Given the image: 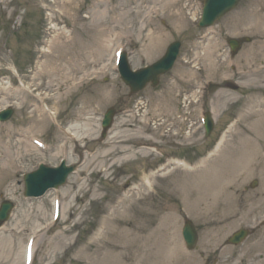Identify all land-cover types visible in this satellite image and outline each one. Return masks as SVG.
<instances>
[{
    "label": "rangeland",
    "instance_id": "rangeland-1",
    "mask_svg": "<svg viewBox=\"0 0 264 264\" xmlns=\"http://www.w3.org/2000/svg\"><path fill=\"white\" fill-rule=\"evenodd\" d=\"M130 2L139 14H125ZM202 4L203 0H0V111L14 110L8 121H0V134L8 127L30 122L40 125L39 117L30 112L29 99L33 97L21 80L31 92L49 98H45L46 104L54 107L57 117L54 121L46 112L45 130L39 132L43 125L35 129L37 135L44 133L40 140L51 145L49 150L19 133L16 137L23 139L24 147L20 148L18 168L0 163V204L4 200L15 203L0 233L7 239L10 233L5 230L19 233L32 223L33 229L40 225V235L50 231L41 247L56 234L69 243L65 250L56 249L48 255L47 251L37 252L32 261L23 263V256L16 262L20 243L7 242L10 248H0V264H264V161L251 175L241 170L235 173L236 182L229 185L225 201L210 214L200 213L203 205L196 209L200 194L186 199L181 182L185 173L167 172L175 158L197 167L221 137L230 138L233 124L238 125L237 134L251 138H255L252 123L260 113L263 125L264 29L259 20L263 23L264 0H243L214 26L220 34L219 43L220 39L210 36L199 40L205 31H199L194 21L201 16ZM115 7L119 8L117 14ZM100 33L116 40L106 46L99 61V50L104 48L96 49L94 44ZM230 37L251 40L233 61L226 43ZM175 40L183 46L173 70L157 87L150 84L132 94L118 74L119 52L126 50L132 66L139 68L159 60ZM150 42L152 46H148ZM73 53L81 54L80 58L75 59ZM58 54L60 60L71 55L76 61L73 80L54 82L52 87L46 85L51 81L48 73L33 80L39 65ZM225 78L237 83L239 90L224 88ZM32 81L40 87H31ZM206 81H214L220 88L207 92L215 122L209 137L199 124L192 125L193 115L200 120L199 108L193 104V110L187 104L196 93L187 99L183 95ZM40 105L44 107V103ZM113 107L118 113L103 137L102 117ZM250 110L260 113L251 119ZM61 124L67 130L72 127L71 135L60 132ZM114 140L134 147L133 160L103 172L89 166L93 154ZM256 140L263 143L260 136ZM63 144L67 148L58 154V146ZM149 144L152 156L140 154L142 149H150ZM232 146L227 144L223 157L213 161L217 167L229 158ZM232 157L238 160L239 153L234 151ZM62 159L77 166L67 183L40 199L26 198L24 175L41 163L56 166ZM144 171L156 175L151 189H140ZM59 193L68 197L59 198ZM132 193L136 194L131 199ZM125 200L130 202L124 206ZM59 206L61 218L56 222ZM38 207L41 214L37 218ZM26 213L35 222L26 223L30 217L25 216L26 224H20ZM185 220H191L199 232L195 251L187 250L183 243ZM240 228H249L253 234L238 246H226L228 236Z\"/></svg>",
    "mask_w": 264,
    "mask_h": 264
},
{
    "label": "bare ground",
    "instance_id": "bare-ground-1",
    "mask_svg": "<svg viewBox=\"0 0 264 264\" xmlns=\"http://www.w3.org/2000/svg\"><path fill=\"white\" fill-rule=\"evenodd\" d=\"M167 0H163V2H166ZM175 1V0H174ZM171 3V0H170ZM117 8H114L115 14H117ZM127 8V12H125L126 15H132V14H139V11H135L137 7H132V3L130 2V5L125 6ZM119 9V8H118ZM261 24H263L264 29V16H263V23L262 19L259 20ZM118 35V33H117ZM113 37V36H112ZM110 37L107 38V34L105 37L102 36V34H98L96 37V44H94V48L100 49L101 47L104 48L103 51L100 52L99 61L103 59L106 46L110 47L112 46L113 42L116 40L112 39ZM119 38V37H118ZM103 41L105 42L103 44ZM108 44V45H107ZM154 44V43H153ZM148 46H152V43L150 42ZM95 49V51H97ZM263 52H264V45H263ZM49 51L47 50V54ZM56 54V52H54ZM96 53V52H95ZM75 59H79L80 55H77L76 53L72 54ZM54 58L49 59L47 62H42L37 72L33 76V80H39L45 73H48L51 77V81L46 84L49 87H52V83L54 82H61V81H72V73L73 71L78 67L76 61L74 58L70 55L67 59H61V54L53 55ZM81 60V59H80ZM84 62H87V60H84ZM83 67V65H82ZM22 84L24 85V88L30 93V96L33 97L32 99H29V104L32 106L31 111L32 113L36 114L40 121L39 124L43 125L42 128L39 130V132H43L45 130V127L47 126L46 120V112H49L50 117L54 121H57L55 109L49 108L46 104V99L48 97L43 98L39 93H34L30 91L29 87H26L24 84V81H22ZM40 87V84H34L33 81L31 83V87ZM43 86V84L41 85ZM15 91H22V89L14 88ZM38 90V89H36ZM35 90V91H36ZM69 91H66L62 93V96H66ZM10 96L12 94H9ZM30 98L29 96H27ZM49 99V98H48ZM44 103V107L40 105V103ZM260 111L250 110L249 116H251V119H253L254 115L259 114ZM261 113L259 117L257 118V121L252 123V128L255 131V138L248 137L247 135H244L242 133L237 134L236 129L238 125H234L231 130L230 138H222L217 146L212 150V152L208 155V157L205 160L200 161L199 166L197 167H190L187 162L181 161L179 159H175V166L170 168L168 170V174L172 175L176 173L177 171H181L185 173L184 180H181L184 185L182 186L183 192L185 194L186 199H192L193 196H196L197 194H200V198L197 199L196 202V209H198L199 206H204L203 210L200 212L201 214H207L212 208H214L216 205L220 207V203L225 201L224 199L227 197V189L229 185L232 182H236V178L238 175H235V173L241 172L243 174L251 175L252 172H254L257 167H259V162L261 163L264 161V109H263V125L261 124ZM257 122V123H256ZM40 125H37V123L31 122L28 125H25L23 127H8V129L5 130L4 134H0V163L4 164L5 166H9L10 163H12L13 167L18 168L17 162L20 161V152L21 147H24V141L23 139H18L16 137L17 134L21 133V135L24 138H33L36 142L39 144L43 141H41V136L43 137L44 133H40V135H37L35 129ZM72 127H69V129L63 128V125H59V130L62 134H68L70 129ZM116 135H120V133H116ZM115 135V136H116ZM75 136V135H73ZM260 136V138L263 139V143L257 141L256 139ZM115 139V137H113ZM230 140V141H229ZM44 143V142H43ZM232 143V148L230 150V156L229 158L224 160V164H220L219 167H217L213 161L220 159L223 157V153L225 151V148L227 147V144ZM46 143H44L45 145ZM47 144V146H44L45 150H49L51 145ZM107 148H102L97 150L91 157V162L89 166H93L95 169H99L98 171H108V168H111L113 166H116L118 164H121V166L127 164L128 162H131L133 158L135 157L136 151L134 150V147L131 145H123L120 141H111L107 143ZM57 147V144L54 145V148ZM60 151L66 149V145H60L58 146ZM37 149V147H36ZM234 151H237L239 153V159H233L232 153ZM61 152H58L60 154ZM140 154L145 156H152L151 151H147V149H142ZM215 158V159H214ZM200 167L202 169H200ZM106 168V170H104ZM262 171L264 174V169L262 166ZM166 172V173H167ZM200 172H203L202 174ZM168 175V176H169ZM156 175L152 172L146 173L143 172V175L140 178V182L142 185V188L140 189H151L154 187V183L156 180ZM139 189V190H140ZM141 191V190H140ZM139 191V192H140ZM136 193H132L130 195V198H134ZM59 198L68 197L65 193H59ZM129 199V200H131ZM129 200H125L124 203L130 202ZM122 204V203H121ZM121 206L123 208L125 206ZM127 205V204H126ZM35 207V206H34ZM34 207L32 209H34ZM120 208V209H121ZM39 209V207H38ZM33 211V210H32ZM41 209L38 211L37 218L40 217L39 213ZM37 212V211H36ZM67 213V212H66ZM28 213H26L21 219L20 224L25 225L27 222H35L32 217L29 215L26 216ZM210 214V212H209ZM30 217L29 220H26L24 223V217ZM179 222V220H178ZM25 225L26 227L23 228L19 233H14L13 230L8 229L4 232H9L10 237L6 239V237L3 236V234L0 233L1 241H0V248L1 249H8L10 248L11 243H20V247L17 250L18 257L16 258V262L20 261L23 256V262L27 261L29 257L33 255V253L36 255L37 252H43L47 251V255L51 253H55V250H65L68 246V239L65 237V240L60 235H52L51 239L49 240L47 246L41 247V244L44 242L45 237H49L50 231H47L46 235H40L38 233V228L40 225L33 229L34 225ZM107 229H105L104 232H106ZM29 231V233H27ZM11 238V240H10ZM104 238V237H103ZM102 238V239H103ZM9 244H8V243ZM49 251V252H48ZM15 252H12V255L14 257ZM52 255V254H51Z\"/></svg>",
    "mask_w": 264,
    "mask_h": 264
},
{
    "label": "water",
    "instance_id": "water-1",
    "mask_svg": "<svg viewBox=\"0 0 264 264\" xmlns=\"http://www.w3.org/2000/svg\"><path fill=\"white\" fill-rule=\"evenodd\" d=\"M239 0H205L203 18L200 25L202 27L210 26L217 19L223 16L227 11L235 7ZM234 49L239 47V43L232 41ZM179 51V44L176 43L172 45L167 55L149 68L142 69L137 72H132L130 66L126 61V57L123 56L121 59V72L123 79L127 84L132 87V90L138 91L142 89L149 81H153L154 84L157 83L159 75L168 71L175 62ZM114 111L108 113L104 121L105 128H108L112 123V117ZM12 114V111H6L0 114V118L6 120ZM213 127L212 122L209 124L208 132L211 131ZM73 170V167L66 168L64 165L58 169H49L42 166L37 172L31 173L25 176L26 181V195L27 196H39L46 192L48 189L53 187H58L66 181L68 174ZM13 207L10 203H5L0 210V224L7 220L11 208ZM189 235V231H187ZM192 238H189L190 242H196L195 230L192 229ZM248 233L245 231L240 232L233 240L239 242L246 237Z\"/></svg>",
    "mask_w": 264,
    "mask_h": 264
}]
</instances>
